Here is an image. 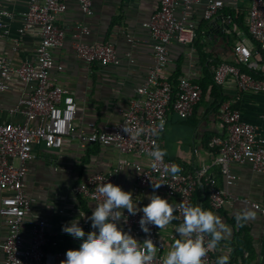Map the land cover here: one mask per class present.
<instances>
[{"label": "built area", "instance_id": "built-area-1", "mask_svg": "<svg viewBox=\"0 0 264 264\" xmlns=\"http://www.w3.org/2000/svg\"><path fill=\"white\" fill-rule=\"evenodd\" d=\"M67 1L28 0L29 7L21 15L18 32L21 35L29 30L38 33L40 41L35 60L13 65L11 59L0 55V95L10 90L11 82L15 78L23 83L24 91L17 106L11 108L10 113L21 112L25 117L23 122H13L3 121L0 116V190L5 193L1 199L0 216L7 226L5 239L0 238L3 264H61L65 259V252L59 249L57 242L52 244L53 249L49 248L50 239L45 220L38 221L28 233L24 230L25 218L32 207V200L26 192L25 177L30 161L41 157L36 152V148L41 145L61 148L66 137L76 136L82 147L94 144L113 146L122 154L148 159V167L121 159L112 172L91 174L72 187L75 195L93 200L95 206L104 201L98 187L107 182L118 185L116 174L124 165H133L138 173L133 189V203L140 204L139 192L153 189L152 184H162L157 190L174 198L175 205L180 202L186 206L191 205L196 186V179L182 170L174 175L164 171L165 166L177 165L174 161L166 157L163 161H154L148 153L155 145L160 146L166 129L168 110L172 108L179 117L187 119L193 115L195 106L202 99L203 88L193 78L181 77L176 88L165 78L170 64L169 46L173 43L192 46L195 41L197 24L191 18V11L197 0L160 1L159 8L143 24L150 31L154 50V62L146 79L136 89V97L122 112L119 121L107 124L101 129L96 123L90 122V132L76 128L77 101L66 88L58 84L53 75L55 70L64 69L55 60L53 51L65 45L67 32L58 21L67 12ZM76 1L86 16L94 13L93 0ZM239 1L231 0V3L238 7ZM245 1L249 3L246 18L249 34L238 31V39L233 47L235 63L221 61L213 70L214 80L216 84L225 86L232 79L243 92L264 94V0ZM225 5L224 0H209L202 12V19H213ZM13 19L14 13L6 9L0 0V34L8 36ZM77 28L80 31L75 35L77 40L73 47L88 69L96 64L107 66L119 63L113 43L85 42L82 37L90 33L88 26L79 23ZM18 45L19 41L16 40L13 49L16 50ZM219 117L226 126V132L224 135L214 136L209 146L214 150V165L219 167L226 185L232 186L239 179L232 171V165L251 164L255 171L264 174V135L260 128L246 121L241 110L233 107L229 101L221 104ZM161 121L163 128L159 127ZM124 128H128L129 132H123ZM137 129L143 130L138 137L135 136ZM206 170L203 167L200 176ZM208 182L210 203L215 210H219L230 193L219 187L215 178L209 177ZM235 199L238 200L239 197L235 196ZM243 201L250 203L264 215V206L260 203L247 198ZM182 213L183 210L179 208L174 212V231L168 236L171 240L178 237L175 228L183 222ZM140 215L142 214L128 216L127 211H124L120 226L130 228L142 241L145 236L138 224ZM79 223L86 232L87 222L81 220ZM162 229H151V238L157 251L149 264H162V251L166 247V240L161 237ZM208 239L205 236V241ZM214 251H209L202 258L203 264L214 263Z\"/></svg>", "mask_w": 264, "mask_h": 264}, {"label": "crops", "instance_id": "crops-1", "mask_svg": "<svg viewBox=\"0 0 264 264\" xmlns=\"http://www.w3.org/2000/svg\"><path fill=\"white\" fill-rule=\"evenodd\" d=\"M160 1L93 0L94 13L89 16L83 13L76 0L67 1V12L58 21L67 32L65 45L53 51L55 60L64 69L55 70L53 75L58 84L66 88L77 101V129L90 132V122L96 123L101 129L119 121L122 112L136 97V89L144 82L154 62L152 37L143 24L159 8ZM208 1L197 0L191 11V18L197 24L193 47L179 43L169 46L170 64L165 78L174 87L184 76L201 84L221 61H235L233 47L238 39V31L246 32L237 20L245 13L246 23L249 3L240 0L238 7H234L231 0H224L226 5L217 16L211 20H203L202 12ZM2 4L14 13V19L10 23L8 36L0 34V55L11 59L13 65L35 60L40 41L38 33L35 30H29L24 35L18 32L21 15L29 7L28 0H2ZM229 10L232 15L228 13ZM180 15L179 9L178 16ZM79 23H84L90 30L89 34L82 37L85 42H111L116 46L118 64H96L88 69L73 47L77 40L75 35L80 31L77 28ZM16 40L19 45L14 50ZM262 64L264 66V62ZM262 74L264 75V70ZM23 91L24 84L15 78L10 90L0 95L1 120L25 121L21 112L10 113V109L17 106ZM222 92L226 98L224 102L229 101L233 107L240 109L244 119L258 126L264 135V94L243 92L232 79L222 86ZM210 106L211 98L208 95L202 97L195 106L193 115L187 119H182L170 108L160 147L166 150L167 159L174 161L183 173L196 179L191 205L199 203L202 208L213 211L231 228L230 234L215 249L213 264L217 257L225 254L229 256V264H264V215L250 203L243 201L247 198L264 206V174L255 171L251 164L232 165L231 169L239 179L232 186L226 185L219 167L214 165V150L209 146L214 136L225 134L226 126L219 117V108L213 111ZM36 152L41 157L30 161L25 177L26 192L32 200V207L25 218L24 230L28 233L38 221L45 220L50 239L49 248L53 249L52 244L57 242L59 249L65 253L69 249H77L81 240L62 232V225L78 219L87 222L86 233L91 231L87 217L91 216L95 208L93 200L75 195L72 187L91 174L112 172L121 159L140 163L145 167L149 165L147 158L122 154L113 146L94 144L82 147L76 136L66 137L61 148L41 145L36 148ZM203 167L207 170L200 176ZM137 175L133 165H124L116 174L117 183L133 194ZM209 177L215 178L218 186L230 193L219 210H215L210 203ZM152 191L153 189H146L139 192L140 204L135 202L134 206L146 205V196ZM156 191L174 204V198L163 191ZM4 195L0 190V205ZM235 196L239 199L236 200ZM246 210H250L253 217L238 223L236 213ZM80 214L85 216L82 218ZM173 231V222L161 231L162 239L166 240L163 258L176 239L168 237ZM6 235L7 226L0 216V238L3 240ZM3 261V254L0 253V264Z\"/></svg>", "mask_w": 264, "mask_h": 264}, {"label": "clouds", "instance_id": "clouds-1", "mask_svg": "<svg viewBox=\"0 0 264 264\" xmlns=\"http://www.w3.org/2000/svg\"><path fill=\"white\" fill-rule=\"evenodd\" d=\"M160 128H163L161 121ZM123 132H129L124 128ZM142 129L135 131L141 135ZM154 161H163L167 155L165 149L155 145L148 153ZM166 173L177 174L181 171L178 165L165 166ZM162 184H152L153 191L146 196L148 203L143 206L133 204V194L120 185L107 182L98 187L104 201L96 204L90 221L91 231L85 232L79 220H72L61 227V231L75 239L81 240L77 249H69L61 264H149L156 254V245L151 238V229H162L176 217L174 212L183 210V222L175 228L176 238L163 258L162 264H203L202 258L231 232V228L222 218L211 210L196 205H175L167 197L157 193ZM120 210H123L121 213ZM127 211L128 216L140 215L138 224L145 238L141 241L132 234L130 228L120 226L121 215ZM82 215V218L85 214ZM250 210L236 213L237 222L253 217ZM205 236L209 237L205 241ZM215 264H229V256L217 257Z\"/></svg>", "mask_w": 264, "mask_h": 264}, {"label": "trees", "instance_id": "trees-1", "mask_svg": "<svg viewBox=\"0 0 264 264\" xmlns=\"http://www.w3.org/2000/svg\"><path fill=\"white\" fill-rule=\"evenodd\" d=\"M229 14H233L231 13V11H228ZM239 23V26L246 31L247 34L248 33V27L245 23V13L241 14L239 17V20H237ZM197 44V42H196ZM232 63H235V61H232ZM242 69L250 72L249 70H247V68H245L244 66H241ZM251 73V72H250ZM201 86L203 88V94L202 97H205L206 95H208L211 98V108L213 111H217L218 108H220L221 104L225 101V97L223 96V92H222V86L216 84L215 80H214V74L210 73L208 75L207 78H205L202 82H201ZM176 88V87H174ZM210 90V91H209ZM209 91V92H208ZM176 92V90L174 89V93ZM213 259L214 258V254H213Z\"/></svg>", "mask_w": 264, "mask_h": 264}]
</instances>
